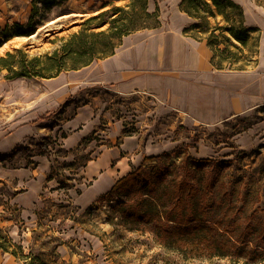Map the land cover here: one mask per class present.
Wrapping results in <instances>:
<instances>
[{
  "label": "rangeland",
  "instance_id": "374dc122",
  "mask_svg": "<svg viewBox=\"0 0 264 264\" xmlns=\"http://www.w3.org/2000/svg\"><path fill=\"white\" fill-rule=\"evenodd\" d=\"M126 2L0 0V56L9 51L14 54L10 60L16 61L20 58L17 51L21 49L26 54L25 60L34 55L42 59L59 48L63 38L78 31L85 18L113 4L123 6ZM179 2L149 0V11L159 7L160 24L138 29L137 33L125 36L127 38L122 37L116 48L130 39L139 38L168 47L169 52L165 49L167 55L173 56L180 49V55L186 57L192 45L191 34L202 37L192 36L206 43L211 28L204 32L189 28L184 32V27L197 24L199 20L182 11ZM238 2L255 12L264 7V0ZM207 19L209 26L216 21L224 24L221 16L208 15ZM107 25H91L90 30H103ZM20 28L32 32L20 35ZM214 33L218 35L220 31L215 30ZM251 36L253 38L246 46L232 39L236 47L219 37L218 47H227L220 55L231 57L220 58L216 54L213 59L217 63L215 67L253 68L260 50L258 33L255 31ZM57 62H60L59 57ZM69 63L65 62L66 66L62 68H68ZM98 63L99 58L87 66L63 69L64 83L61 86L54 84L50 79L53 76L12 75L0 64V119H6L17 109L34 108L39 111L38 119L44 126L42 133L33 139V147L21 143L16 145L7 154L5 165L30 163L23 158L14 160L13 155L18 153L19 158L20 154H31L32 162L42 161L47 166L44 169L45 184L38 201L22 213L9 203L14 191L12 182L0 183V227L8 230L14 240L21 239L25 247L33 234L38 238L35 241L37 245L48 235L57 237L62 242L57 252L67 264H229L227 258H209L206 249L202 252L169 249L148 227L129 229L122 223L120 204L124 199L111 190L104 197L105 193L86 205L81 204L78 195L91 183V178L83 175V165L96 155L100 145H116L125 135L139 134L143 141L155 145V150L162 148L160 153H166L162 161L178 164L186 154L195 158H215L209 166L211 169L214 167L213 173L229 174L230 180L238 179V188L251 191L253 197L249 204L256 207L264 202V101L238 115L198 122L193 120V117L199 119L198 112L186 108L184 103L178 105L167 88L155 93L142 86L139 90L121 93L114 91L106 82L96 81L102 71L98 69ZM41 72L45 76L51 73L43 69ZM64 85V90H60ZM83 104L91 116L79 128L75 126L74 132L82 136L74 135L69 145L64 139L69 130L66 132L62 125ZM157 161L149 160L140 166L149 170ZM125 174H117L116 180ZM240 222L244 223L243 217ZM51 244L46 243L45 248Z\"/></svg>",
  "mask_w": 264,
  "mask_h": 264
},
{
  "label": "trees",
  "instance_id": "16d2710c",
  "mask_svg": "<svg viewBox=\"0 0 264 264\" xmlns=\"http://www.w3.org/2000/svg\"><path fill=\"white\" fill-rule=\"evenodd\" d=\"M147 3L148 0H127L123 6L113 4L85 18L78 31L63 38L60 47L42 59L34 55L25 60L26 54L18 49V60H10L14 54L7 51L0 56V64L12 75L44 77L57 75L63 69L87 66L94 59L113 54L125 35L160 24L159 7L149 11ZM179 8L199 20L197 24L184 27V32L189 28L200 32L211 28L206 44L213 52L212 61L216 54L220 58L231 57L220 55L227 47H218L219 37L235 47L232 39L246 46L256 30L244 23V9L238 0H180ZM208 15L221 16L224 24L216 21L209 26ZM104 23H108L105 29L90 30ZM215 30L220 34H215ZM31 32L19 30L20 35ZM58 57L60 62H57ZM67 61H70L69 67L62 68ZM42 69L51 73L45 76ZM165 155L163 152L146 157L158 161L149 170L138 166L111 187L115 195L124 199L120 204L122 223L134 230L148 227L169 249L184 252L206 249L209 258H227L229 264H264V202L251 207L253 203L249 202L253 195L247 189L238 188V179L230 180L229 174L213 173L214 167L209 166L215 158H195L186 154L175 164L162 161ZM106 194L108 192L103 197ZM242 217L245 224L240 222ZM37 239L33 234L25 247L21 239L14 240L8 230L0 227V249L10 252L23 264H67L57 252L62 243L57 237L48 235L39 245L35 242ZM48 242L52 244L45 248Z\"/></svg>",
  "mask_w": 264,
  "mask_h": 264
},
{
  "label": "crops",
  "instance_id": "0c3cea01",
  "mask_svg": "<svg viewBox=\"0 0 264 264\" xmlns=\"http://www.w3.org/2000/svg\"><path fill=\"white\" fill-rule=\"evenodd\" d=\"M243 9L244 23L256 28L255 31L259 35L260 56L253 68L215 67L210 47L192 36V45L189 44L186 57L180 55L179 46L178 53L170 56L165 50L168 47L163 48L154 41L135 38L125 42L119 49L116 48L113 54L99 59L97 67L102 71L96 81L106 82L114 91L121 93H130L142 86L154 90L155 93L167 88L172 93L171 98L176 99L178 105L184 103L186 108L198 112L199 119L193 117V120L198 122L241 114L264 101V7L258 12L245 9L244 6ZM50 79L59 86L64 83L61 72ZM65 87L66 85L59 89L64 90ZM38 115L39 111L34 108L17 109L12 111L11 116L5 117L6 119H0V183L12 182L14 191L9 203L20 212L31 209L38 201L45 184L44 169L47 166L42 164V161L32 162L31 154L22 156L20 153V158L17 153L13 155V159L23 158L30 163L6 166V156L20 143L33 147V139L42 133L44 127ZM90 116L86 104H83L62 125L66 132L69 130L64 137L69 145L72 144L70 139L74 135L82 136L81 133L74 132L75 126L79 128ZM75 140L77 141V138ZM155 147L152 143L143 141L139 134L125 135L116 145H100L96 155L83 165V175L91 178V183L78 195V201L86 205L107 193L119 176L117 174L122 175L132 168L146 165L151 160L145 159L146 157L162 151V148L155 150ZM0 264L23 263L10 252L0 249Z\"/></svg>",
  "mask_w": 264,
  "mask_h": 264
},
{
  "label": "bare ground",
  "instance_id": "6f19581e",
  "mask_svg": "<svg viewBox=\"0 0 264 264\" xmlns=\"http://www.w3.org/2000/svg\"><path fill=\"white\" fill-rule=\"evenodd\" d=\"M1 46V45H0Z\"/></svg>",
  "mask_w": 264,
  "mask_h": 264
}]
</instances>
